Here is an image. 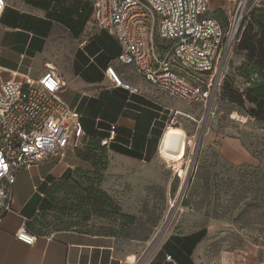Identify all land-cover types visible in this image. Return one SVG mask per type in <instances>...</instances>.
Segmentation results:
<instances>
[{
    "label": "rangeland",
    "instance_id": "374dc122",
    "mask_svg": "<svg viewBox=\"0 0 264 264\" xmlns=\"http://www.w3.org/2000/svg\"><path fill=\"white\" fill-rule=\"evenodd\" d=\"M224 1L210 0L208 14L223 17V3L233 0ZM242 58L233 44L224 75ZM49 63L66 73L57 57ZM218 94L199 105L159 95L166 126L154 154L142 159L114 157L90 138L77 140L69 150L73 167L63 180L48 185L27 226L41 234L61 229L112 232L147 244V249L163 235L180 239L203 229L200 264H244L239 255L264 248V126L246 117L247 108L222 103ZM224 137L239 138L257 163L226 159L221 153ZM185 171L189 175L183 183ZM256 259L264 264L259 252Z\"/></svg>",
    "mask_w": 264,
    "mask_h": 264
},
{
    "label": "crops",
    "instance_id": "0c3cea01",
    "mask_svg": "<svg viewBox=\"0 0 264 264\" xmlns=\"http://www.w3.org/2000/svg\"><path fill=\"white\" fill-rule=\"evenodd\" d=\"M235 3H223V17L210 14L224 23ZM5 4L0 14V82L10 78L12 71L39 77L44 64L57 57L66 70L63 73L56 66L63 82L60 95L79 114L83 130L97 135L114 157L134 158L122 154V148L143 158L154 154L166 126L159 96L163 93L132 65L117 60L119 44L97 27L92 0H5ZM107 66L135 90L115 84ZM69 150L60 158L46 156L17 171L12 210L0 215V264H200L199 241L190 246L184 238L169 235L148 249L147 244L125 237L75 229L35 235L31 244L18 239L17 230L38 212L46 187L73 167ZM221 153L234 163L258 161L236 137L222 139ZM258 252L264 260V248L239 257L244 264H261L256 259ZM167 254L170 259L165 258Z\"/></svg>",
    "mask_w": 264,
    "mask_h": 264
},
{
    "label": "built area",
    "instance_id": "2783aa9c",
    "mask_svg": "<svg viewBox=\"0 0 264 264\" xmlns=\"http://www.w3.org/2000/svg\"><path fill=\"white\" fill-rule=\"evenodd\" d=\"M5 5L0 0V14ZM262 5L264 0H236L223 23L208 14V0H92L97 27L119 44L117 60L132 65L163 94L190 105L215 97L242 22ZM44 67L39 77L12 71L0 82V215L12 210L19 169L46 156L60 158L86 136L79 114L60 95V73L49 62ZM106 72L115 84L135 90L110 66ZM16 237L28 244L35 240L25 225Z\"/></svg>",
    "mask_w": 264,
    "mask_h": 264
},
{
    "label": "trees",
    "instance_id": "16d2710c",
    "mask_svg": "<svg viewBox=\"0 0 264 264\" xmlns=\"http://www.w3.org/2000/svg\"><path fill=\"white\" fill-rule=\"evenodd\" d=\"M235 46L236 50L243 54V58L239 65L226 72L222 78L217 99L222 103L231 104L241 109L247 108L245 111L246 117L264 126V5L252 9L244 19L239 28ZM228 67H231V62H229ZM240 83L243 85L239 86ZM84 137L94 141V144L101 150L107 149L104 145L100 146L101 141L97 135L86 132ZM133 138L134 135L132 136V144ZM120 152L137 159L143 158L141 154L126 148H122ZM251 154L255 156L253 153ZM65 173L49 185L51 186L56 181L63 180ZM48 188L47 186L45 192ZM29 221L26 223L27 230L34 235H41L32 225L27 226ZM78 231L92 232L89 230ZM93 233L115 236L112 232L97 231ZM204 233L205 231L201 229L183 238L190 246H193L203 237ZM123 237H126V235H123Z\"/></svg>",
    "mask_w": 264,
    "mask_h": 264
},
{
    "label": "bare ground",
    "instance_id": "6f19581e",
    "mask_svg": "<svg viewBox=\"0 0 264 264\" xmlns=\"http://www.w3.org/2000/svg\"><path fill=\"white\" fill-rule=\"evenodd\" d=\"M177 113H180V111H178ZM185 174H186V176H185V179H184V182H183V183H186L187 180H188V175H189V173L185 171ZM184 187H185V186H184Z\"/></svg>",
    "mask_w": 264,
    "mask_h": 264
},
{
    "label": "water",
    "instance_id": "95a60500",
    "mask_svg": "<svg viewBox=\"0 0 264 264\" xmlns=\"http://www.w3.org/2000/svg\"><path fill=\"white\" fill-rule=\"evenodd\" d=\"M209 106H210V104H209ZM209 112V108H207V110H206V114Z\"/></svg>",
    "mask_w": 264,
    "mask_h": 264
}]
</instances>
